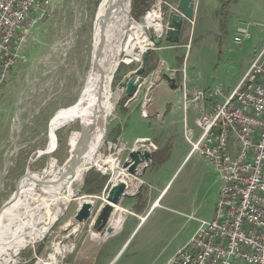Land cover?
<instances>
[{
    "label": "rangeland",
    "instance_id": "rangeland-1",
    "mask_svg": "<svg viewBox=\"0 0 264 264\" xmlns=\"http://www.w3.org/2000/svg\"><path fill=\"white\" fill-rule=\"evenodd\" d=\"M158 1L162 41L151 47L146 69L139 74V89L128 97L123 89L119 91L118 82L140 65L139 47L144 45L135 41L131 26L136 25L146 41L153 30L145 16ZM197 1V15L183 20V36L177 43L164 39V25L178 0H150L139 21L131 14L133 21L122 41L121 61L112 80V90L118 94L115 107L92 159L104 155L120 169L132 148L143 149V138L151 139L156 147L144 171L140 167L138 173H129L135 184L129 181L128 190L113 210L110 223L114 231L106 234V224L101 225V221L95 226L115 181L112 172L93 165L86 176L92 182L85 185V179L79 197L69 203L44 237L17 251L10 264H37L52 254L55 244L72 245L57 258L58 264H168L191 239L199 219L213 217L220 176L207 158L189 152L183 132L182 83L231 91L264 38V0ZM103 3L51 0L49 15L34 25L24 47L25 62L18 61L6 74L0 88V221L3 211L10 215L29 183L52 176L78 154L84 138L82 115L70 114L83 95ZM239 25L248 27L250 35L236 43ZM169 77L175 79L176 88L168 87ZM152 81L157 85L150 92ZM158 83L165 84L161 95ZM156 103L158 110L149 112ZM66 117L69 119L64 120ZM56 121L60 122L49 153L28 164L47 145ZM192 126L198 132L195 124ZM17 186L13 198L4 204ZM157 194V203L148 209ZM85 200L92 203L90 214L78 221L75 214Z\"/></svg>",
    "mask_w": 264,
    "mask_h": 264
},
{
    "label": "built area",
    "instance_id": "built-area-1",
    "mask_svg": "<svg viewBox=\"0 0 264 264\" xmlns=\"http://www.w3.org/2000/svg\"><path fill=\"white\" fill-rule=\"evenodd\" d=\"M50 3L0 0V88L7 72L25 62L32 28L49 15ZM249 35L248 27L239 25L234 41ZM182 92L184 109L197 110L198 132L183 120L189 152L213 164L220 184L213 217L199 219L168 264H264V44L228 94L218 87L189 89L185 82ZM142 146L156 147L151 140Z\"/></svg>",
    "mask_w": 264,
    "mask_h": 264
},
{
    "label": "bare ground",
    "instance_id": "bare-ground-1",
    "mask_svg": "<svg viewBox=\"0 0 264 264\" xmlns=\"http://www.w3.org/2000/svg\"><path fill=\"white\" fill-rule=\"evenodd\" d=\"M111 2L112 0H104L98 25L93 35L94 48L91 55V67L84 78L83 95L70 114L74 117L78 114L82 115L84 138L78 154L52 176L42 177L29 183L23 194L18 197L20 200L16 201L10 215L6 213V210L3 211L0 221V264H10L17 251L44 237L48 229L64 214L69 203L79 195L80 189L83 187V176L91 166L94 165L112 172L113 181L125 180L127 183L125 193L129 188V183L132 182L127 170L123 167L116 168L111 158L100 155L98 160L92 159L103 142L107 119L115 107V98L118 94L112 90V80L121 61L118 59L119 50L131 21L128 14V0H115L116 5ZM161 18L160 2L158 1L145 16L146 23L153 30L155 39L162 33L160 30ZM122 25H124L123 30ZM141 27L143 28L142 25ZM131 32L135 41L144 44L139 47L138 58L141 62L146 49L154 45V42L150 40L149 35L145 41L136 25L131 26ZM106 34L109 36L111 47L105 63L106 70L99 75L92 68V58L96 44ZM155 80L153 79V81ZM67 119L69 117L64 118V120ZM156 203L157 200L154 204ZM111 217L109 222L112 220ZM143 218L140 216L141 220ZM71 249L72 245L55 244L52 254L46 260H39L37 264H58L57 258Z\"/></svg>",
    "mask_w": 264,
    "mask_h": 264
},
{
    "label": "water",
    "instance_id": "water-1",
    "mask_svg": "<svg viewBox=\"0 0 264 264\" xmlns=\"http://www.w3.org/2000/svg\"><path fill=\"white\" fill-rule=\"evenodd\" d=\"M131 2H132V0H128V4H129L128 14H129L130 20L133 21V18L131 17ZM111 3L116 5L115 0H112ZM195 3H196V0H178L176 7H175L176 12H175V10H171L168 12L166 23L164 25V27H165L164 39L166 41H169L170 43H177L179 41V35H180V30H181V27L183 24V20L184 19L192 20L194 17ZM121 28L123 30L124 25H122ZM162 34H163V30H162L161 35H159L157 37V39H155V36L153 33L149 35L150 40L154 42V45L160 44V42L162 41V37H161ZM106 36H107V34L103 38L99 39L98 43L96 44L95 52H94V55L92 58V68L94 71L98 72L99 75L103 74L106 70L105 69V63H106V59L108 57L107 55H108L109 48L111 47V44L109 42V36H107V38H105ZM152 46H150L146 49V51L143 55L142 61L140 62V65L135 70H133L131 72L129 77L126 79H122L118 82V88L124 89V92H125L126 96H128V97H131L134 94H136L138 89H139V84H140L139 79H138L139 74L144 72L146 69V60H147L148 54H149ZM116 70H117V68H116ZM167 80L169 81V87L170 88H176L177 87V84L175 83L174 78L169 77V78H167ZM59 122L60 121H56L55 124L53 125L52 129L50 130L48 143L45 146V148L42 151H40L39 153H37L36 155L32 156L30 158L28 164L33 162L36 158H38L42 154L49 153V150H50L51 145H52L53 135H54L55 129H56ZM144 141L146 143H149L150 139L144 138ZM150 158H151V153L148 149L140 150L138 148H132L128 152V159L123 161L122 167L124 169H126L128 173L134 174L137 172L138 166H141L142 170H144V168H145L144 163L147 162L148 160H150ZM89 170L90 169H88V171ZM88 171L83 176V184H84V181L86 179ZM27 172H28V169L25 173V176H26ZM126 188H127V183L125 182V180L124 181L117 180L111 185V187L109 188V190L107 192V195H106L107 204L105 206H103V210H102L101 214L99 215V217L97 218V221L95 223V226L100 221H101L100 222L101 225L106 224V226H105L106 234H110L114 231L109 220H110V217H111L113 210L119 204L121 196L125 194ZM17 189H18V186L15 188L12 195L5 201L4 204L9 202L13 198ZM91 207H92L91 201L85 200V201L81 202L79 205V208L76 211L75 219L78 221H81V220L87 218L90 214Z\"/></svg>",
    "mask_w": 264,
    "mask_h": 264
},
{
    "label": "crops",
    "instance_id": "crops-1",
    "mask_svg": "<svg viewBox=\"0 0 264 264\" xmlns=\"http://www.w3.org/2000/svg\"><path fill=\"white\" fill-rule=\"evenodd\" d=\"M199 8V1H197L196 0V3H195V10H194V18H195V15H197V10H199L198 9ZM184 20H187V19H184ZM183 23H184V21H183ZM182 26H183V24H182ZM181 29H182V27H181ZM181 36H183V32H181V30H180V35H179V38L181 37ZM186 43V42H185ZM264 44V38H263V40H262V42H261V46L259 47V49L257 50V52L260 50V48L262 47V45ZM185 44H182L181 46H184ZM161 48H165V46H163V47H161ZM166 49V48H165ZM256 52V53H257ZM255 53V54H256ZM255 56V55H254ZM254 58V57H253ZM253 58L251 59V61L253 60ZM251 61L249 62V65H250V63H251ZM249 65L247 66V68L249 67ZM247 68L245 69V71L247 70ZM245 71H244V73H245ZM243 73V74H244ZM243 74H242V76H243ZM241 76V77H242ZM241 77L239 78V80L241 79ZM238 80V81H239ZM190 81H192V80H190ZM238 81L236 82V84L238 83ZM155 82H157V81H155ZM188 83L190 84L191 82H189L188 81ZM235 84V85H236ZM154 85V82L152 81V86ZM157 85V84H156ZM156 85H154L152 88L150 87V92L152 91V89L156 86ZM158 85H159V95H161V93H162V90H163V88H164V85L165 84H163V83H158ZM168 87H169V84H168ZM194 87H197L196 85H191L190 84V86H188L187 88H189V89H192V88H194ZM170 88V87H169ZM234 88V87H233ZM232 88V89H233ZM171 89V88H170ZM231 89V90H232ZM230 92V91H229ZM229 92H227V93H229ZM227 93H225V94H227ZM177 96H179L178 94H177ZM161 101H158V104L160 103ZM158 104L156 103L155 105H153L152 107H150L149 108V112H151V113H155L157 110H158ZM177 108L178 109H180V106H179V104H177ZM163 109H161V111H162ZM174 113L173 114H176L177 113V110H176V108H173V110H172ZM182 111H184L185 112V114H184V117H183V120H184V118L186 119V122H187V125L188 126H190V127H193L192 125L193 124H195V117L197 116V110H195V109H192L191 110V112H192V115H191V117H192V125L189 123V119H190V116H189V109H187V110H185V109H183ZM180 115V114H179ZM195 128V127H194ZM147 138V137H146ZM151 140V139H150ZM188 154H189V152H188ZM185 157V156H184ZM184 158H182L181 160H183ZM159 197V194H157V195H155V197H153V199H151V201H150V203H149V205H148V209L149 208H151L152 206H154L153 204H154V202H155V200L157 199ZM159 203V202H158ZM140 216H142V215H140ZM205 220H207V219H205Z\"/></svg>",
    "mask_w": 264,
    "mask_h": 264
},
{
    "label": "trees",
    "instance_id": "trees-1",
    "mask_svg": "<svg viewBox=\"0 0 264 264\" xmlns=\"http://www.w3.org/2000/svg\"><path fill=\"white\" fill-rule=\"evenodd\" d=\"M150 0H133L132 1V9L131 14L132 16L139 21L142 13L144 12L145 8L148 6ZM89 176L86 178L85 185H88L90 182H92Z\"/></svg>",
    "mask_w": 264,
    "mask_h": 264
},
{
    "label": "flooded vegetation",
    "instance_id": "flooded-vegetation-1",
    "mask_svg": "<svg viewBox=\"0 0 264 264\" xmlns=\"http://www.w3.org/2000/svg\"><path fill=\"white\" fill-rule=\"evenodd\" d=\"M150 153H151V158H152V156H153V151H150ZM151 158H150V159H151ZM149 161H150V160H149ZM139 169H140V168L137 167V173H138V170H139ZM141 170H142V169H141ZM141 170H140V171H141ZM142 171H144V170H142ZM133 194H135V193H133ZM133 194H132V195H133Z\"/></svg>",
    "mask_w": 264,
    "mask_h": 264
}]
</instances>
